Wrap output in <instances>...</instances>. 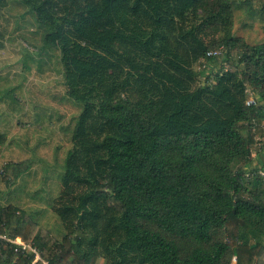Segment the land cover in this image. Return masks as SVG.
Instances as JSON below:
<instances>
[{
	"label": "trees",
	"instance_id": "16d2710c",
	"mask_svg": "<svg viewBox=\"0 0 264 264\" xmlns=\"http://www.w3.org/2000/svg\"><path fill=\"white\" fill-rule=\"evenodd\" d=\"M254 1L22 0L82 111L54 206L72 230L58 240L1 207L0 264H34L16 238L35 264H264V166L250 169L264 44L232 33L234 4ZM202 61L221 70L205 75ZM31 167L9 162L3 180Z\"/></svg>",
	"mask_w": 264,
	"mask_h": 264
},
{
	"label": "rangeland",
	"instance_id": "374dc122",
	"mask_svg": "<svg viewBox=\"0 0 264 264\" xmlns=\"http://www.w3.org/2000/svg\"><path fill=\"white\" fill-rule=\"evenodd\" d=\"M239 4H234L233 35L251 45L264 44L260 1L255 0L252 9ZM44 35L45 29L22 0H6L0 11V134L7 140L0 155V208L14 205L26 211L38 228L62 240L72 226L54 206L63 190L82 106L67 95L60 52L45 45ZM195 69L208 75L220 71L221 64L202 61ZM255 98L249 90L248 101ZM253 157L250 169H263V136L253 148ZM24 160H31V169L17 183L7 185L4 166ZM105 263V259L98 262Z\"/></svg>",
	"mask_w": 264,
	"mask_h": 264
},
{
	"label": "built area",
	"instance_id": "2783aa9c",
	"mask_svg": "<svg viewBox=\"0 0 264 264\" xmlns=\"http://www.w3.org/2000/svg\"><path fill=\"white\" fill-rule=\"evenodd\" d=\"M219 54H220L219 51H210V52H208L207 55H208L209 57H214V56H217V55H219ZM253 102H254L253 100H252V101H249L248 104H252ZM260 174L264 177V172H263V171H260ZM11 242L14 243V244H16L18 247H21V248H22L23 250H25V251H29V252H33V253H35V254H36V259H35V261H34V264L41 260L38 251H37L35 248H33L31 245H26V244L21 240V238H16V240H13V241H11ZM16 250H17V249H16ZM235 260H236V258H235ZM45 264H48V263H45Z\"/></svg>",
	"mask_w": 264,
	"mask_h": 264
}]
</instances>
